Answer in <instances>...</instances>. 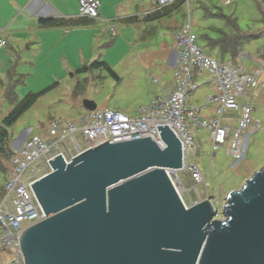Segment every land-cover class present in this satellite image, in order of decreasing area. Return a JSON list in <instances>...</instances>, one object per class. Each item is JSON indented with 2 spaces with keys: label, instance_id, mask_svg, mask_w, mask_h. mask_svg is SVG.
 Here are the masks:
<instances>
[{
  "label": "rangeland",
  "instance_id": "1",
  "mask_svg": "<svg viewBox=\"0 0 264 264\" xmlns=\"http://www.w3.org/2000/svg\"><path fill=\"white\" fill-rule=\"evenodd\" d=\"M66 1L69 3L66 14L75 15L77 0ZM113 1L129 6V12L138 17V22L102 24L92 20L83 26L31 29L32 35L45 32L56 35L52 46L48 48L47 44L41 53L25 50L23 44L17 50L8 38L7 45L0 49V126L27 94L44 91L31 107L5 128L6 139L0 146V200L8 180V153L22 145L21 135H25V139L43 137L52 120L78 122L88 112L82 105L83 100L93 101L98 110L116 109L129 118H138L143 115L140 108L147 107L164 85L166 92L172 89L174 69L166 68L160 55L163 47L172 46L177 28L187 22V10L196 44L205 56L217 61H233L242 65L246 74L257 73L259 80L264 78V0H188V6L184 3L168 15L151 20L145 19L143 12L154 9V0ZM111 28L115 30L113 33ZM236 37L244 40L237 45L235 53L232 48L222 51L215 45L223 39ZM239 51L249 55L243 57L241 63L236 60ZM101 61L110 64L118 79L102 66L93 65ZM140 62H145L148 68L141 69ZM206 74L203 72L200 78L193 74L192 83L196 82L197 86L187 96V107L192 105L201 109L206 98L215 92L213 82H207ZM7 87L11 88L14 101L4 98ZM253 93L247 89L244 96L237 99L240 106L250 103L252 108V123L243 133L246 138L244 157L236 160L227 153V145L238 125L240 112H237L230 121L222 118L231 128L230 140L214 152L211 151L209 130L193 131L194 149L188 155L187 164H197L204 183L194 184L187 171L178 172L187 190L183 193L187 206L207 195L218 211L217 219H222L220 210L227 193L239 189L264 166V85L258 87L255 96ZM213 110L214 105L209 103L200 110L199 116L208 122L212 114L215 116ZM256 123L259 128L251 131ZM2 233L0 226V235ZM10 262L8 255H0V264Z\"/></svg>",
  "mask_w": 264,
  "mask_h": 264
},
{
  "label": "water",
  "instance_id": "2",
  "mask_svg": "<svg viewBox=\"0 0 264 264\" xmlns=\"http://www.w3.org/2000/svg\"><path fill=\"white\" fill-rule=\"evenodd\" d=\"M156 127L162 147L106 141L48 161L31 185L44 219L19 233L23 264H264V166L227 193L217 219L210 198L182 203L166 174L182 169L181 144Z\"/></svg>",
  "mask_w": 264,
  "mask_h": 264
},
{
  "label": "built area",
  "instance_id": "3",
  "mask_svg": "<svg viewBox=\"0 0 264 264\" xmlns=\"http://www.w3.org/2000/svg\"><path fill=\"white\" fill-rule=\"evenodd\" d=\"M176 1L154 0V4L158 10ZM77 3L79 18H99V0H77ZM184 3L188 6V0H184ZM173 39L178 55L173 72L174 88L166 92L162 87L161 92L153 97L147 107L140 108L139 111L143 112L141 117L129 118L116 109H95L88 111L78 122L52 120L43 137L26 138L17 150H12L8 180L0 200V226L3 229L0 235V255H8L10 264H23L18 248L20 231L44 219L31 185L51 171L48 161L56 156H61L68 163L83 151L106 141L117 143L145 137L162 147L156 126L167 125L181 144L183 167L180 170L187 171L194 184H203L204 177L197 164H187L188 155L194 149L193 131L207 128L211 151L214 152L230 140L231 128L222 118L226 117L230 121L240 112L238 125L227 145V153L236 160L244 157L246 139L243 138V133L252 123V108L250 103L240 106L237 99L244 96L247 89L253 90L255 96L264 81L259 80L257 73L246 74L242 65L238 66L233 61H217L205 56L196 44L189 14L187 22L174 33ZM4 45L5 41L0 39V47ZM243 57L249 55L239 51L236 60L241 63ZM203 72L208 75L207 82H213L215 87L213 95L208 96L201 107L205 109L209 103L214 105L215 116L212 114L208 122L199 116V107L186 106L187 96L196 89L192 80L194 76L202 77ZM154 82L157 83V80ZM257 128L259 125L256 123L253 130ZM178 172L179 170H166L182 203L187 207L183 197L187 190Z\"/></svg>",
  "mask_w": 264,
  "mask_h": 264
},
{
  "label": "crops",
  "instance_id": "4",
  "mask_svg": "<svg viewBox=\"0 0 264 264\" xmlns=\"http://www.w3.org/2000/svg\"><path fill=\"white\" fill-rule=\"evenodd\" d=\"M99 1V18L95 19V21L100 22L102 24H109L111 21H116L118 23L138 22V17L136 15H132L131 12H129L131 11L130 7L126 4L114 2L113 0ZM68 4L69 3H67L66 0H0V39L5 41L4 46L7 45V39L11 38L17 50L20 49V44H23L25 50H35L38 53H41L43 50L45 51V47H47V44L49 45L48 48H50L53 44L56 35H47L49 34L48 32L38 33L39 35H32L29 31L31 29L38 28H51L41 27L38 23V20L41 18H54L66 20L80 19L78 17V6L77 13L75 15L66 14V10L69 9ZM156 11L157 7L155 6L153 10L143 12L145 13V19L151 20L153 18H158L160 16L159 14L154 15ZM89 21L92 20H88V22ZM178 29L179 28H177V30ZM110 31L113 33V31L115 30L111 28ZM4 33H7L8 35H3ZM2 48L3 47H0V49ZM12 51L14 52V50ZM162 52L163 53L160 55V58L163 62H165V67L175 69L178 55L175 50L174 42L170 48L163 47ZM104 63L112 72L110 64L107 62ZM261 66H263L262 62ZM140 68L144 70L148 67L145 62H140ZM112 73L114 74V72ZM113 77L115 79H118L116 75ZM194 84L197 86L196 82H194ZM172 85L173 89L174 83ZM163 88L165 89V85L163 86ZM251 131H254L253 128L251 129ZM206 197L208 196L206 195Z\"/></svg>",
  "mask_w": 264,
  "mask_h": 264
},
{
  "label": "trees",
  "instance_id": "5",
  "mask_svg": "<svg viewBox=\"0 0 264 264\" xmlns=\"http://www.w3.org/2000/svg\"><path fill=\"white\" fill-rule=\"evenodd\" d=\"M184 4V0H177L174 4L160 8L156 11V14H159L161 16L167 15L173 10L177 9L181 5ZM38 23L41 27H60L63 25H69V26H83L88 24L87 19H54V18H41L38 20ZM244 39L243 38H228V39H223L222 41L216 42L215 45H218L222 51H227V48H232L231 51L235 53L236 47L238 44H240ZM233 53V56H234ZM93 65H100L102 67H105L108 72H110L113 76H115L110 69L105 65L104 62H98L97 64ZM44 91L38 92L36 94L29 93L27 94L17 105L8 113V115L2 120V126H0V146L1 142L6 139V130L5 128L9 127L12 125L18 118L19 116L26 111L29 107L32 106V104L35 102V100L43 94ZM4 98H7L10 101H14L15 97L13 95V92L11 88L7 87V89L3 93ZM1 148V147H0ZM12 151H9L8 155L10 156ZM8 156V157H9ZM1 166V164H0Z\"/></svg>",
  "mask_w": 264,
  "mask_h": 264
},
{
  "label": "bare ground",
  "instance_id": "6",
  "mask_svg": "<svg viewBox=\"0 0 264 264\" xmlns=\"http://www.w3.org/2000/svg\"><path fill=\"white\" fill-rule=\"evenodd\" d=\"M263 73H264V72H263ZM263 73H262V74H263ZM261 77H262V75H261ZM261 80H263V81H264V78H262Z\"/></svg>",
  "mask_w": 264,
  "mask_h": 264
}]
</instances>
